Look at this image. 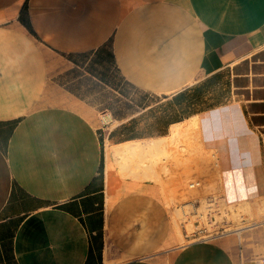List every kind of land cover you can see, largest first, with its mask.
Returning a JSON list of instances; mask_svg holds the SVG:
<instances>
[{
    "label": "crops",
    "instance_id": "crops-1",
    "mask_svg": "<svg viewBox=\"0 0 264 264\" xmlns=\"http://www.w3.org/2000/svg\"><path fill=\"white\" fill-rule=\"evenodd\" d=\"M106 51L142 95L111 129L55 82ZM230 105L263 178L264 0H0V264H264V219L189 239L107 153Z\"/></svg>",
    "mask_w": 264,
    "mask_h": 264
},
{
    "label": "rangeland",
    "instance_id": "rangeland-1",
    "mask_svg": "<svg viewBox=\"0 0 264 264\" xmlns=\"http://www.w3.org/2000/svg\"><path fill=\"white\" fill-rule=\"evenodd\" d=\"M85 57L86 61L90 58L89 55ZM90 64L91 61L88 65ZM88 68L89 67L85 68L88 73L83 70L78 71L77 69V71L73 72L75 74H70V76L68 73L65 74L62 72V68H60V73L55 76V82L64 88L66 86L68 89H71L70 92L72 93V97H74V94L77 98H83V100H86V102L90 103L94 108L96 107L98 120L103 126L109 127V129L119 123V121L115 120L116 118L111 115L112 112L122 116L126 114L128 109L132 112L138 110L136 103L142 101V95L137 91H133L124 78L120 76L109 58L108 51L103 55L102 69H100V65H97V68H99L97 70H99V73H102L103 82L100 80L101 78L99 76H95L96 78L91 76V72ZM147 98L150 101L155 99L152 96H147ZM128 99L134 100L133 103H130L132 105L131 107L127 106L129 102ZM231 107L230 105L221 109ZM202 137H204L203 133L191 129L186 132L182 138L177 139L167 146L162 143V139H157V142L149 147L148 152H145L147 154L132 155L138 150L143 149V147L139 146L136 150L127 152L125 155L127 161L126 159H122L120 174L122 173L121 175L126 179L130 176L131 179L134 178L138 180L140 178L141 180L139 179L138 181H147L143 178L142 174L144 172L142 167L147 163L150 155H154L157 159H161L162 162L169 163L168 167L171 171L169 173L170 180H165L163 182L153 180L150 182L157 185L158 195L168 208L174 211L172 215L176 228L181 232L182 230L186 231L189 235V239L197 237L206 238L217 233L219 229L230 230L263 220L264 177L262 178L261 163L252 137L249 146L256 150V154L253 155L251 163L246 161L242 165H239V163L234 160L224 165V155L220 151L221 146H218V144H216L217 142H209L208 138ZM188 144L189 146H187ZM124 146H126V144L109 147L107 150L108 156L112 159H121L124 156ZM186 147L192 148L195 152L190 151ZM112 148L121 149L119 150L120 156L113 157L109 152ZM166 150L167 152L168 150L172 152L171 156H165L167 155ZM181 154H183V156ZM179 158L184 159V164L181 165V162H178ZM250 158L247 159L250 160ZM225 160L229 162L228 157H226ZM136 165H140V167H136ZM139 168L142 173H139L140 175L137 177L132 175L134 170L138 171ZM234 176L241 184L246 181L245 184L243 183L240 185V187L243 186L242 191L246 190V192H242L240 194L242 197L240 196L238 199H234L237 198L236 196L231 198L229 194L230 188L228 189L230 186L227 187V180ZM248 191L252 193L247 194ZM173 199L179 200L177 203H173L171 202ZM236 200L238 201L236 202ZM169 202L172 203L171 206H169ZM183 202V206H180L179 203L181 204ZM231 203L237 204L234 209V214H237L236 217L231 215L233 213H231L228 208ZM172 207H174V210H172ZM196 207L198 210H196ZM174 216L176 220H174ZM183 240L185 241L186 239L183 238Z\"/></svg>",
    "mask_w": 264,
    "mask_h": 264
},
{
    "label": "bare ground",
    "instance_id": "bare-ground-1",
    "mask_svg": "<svg viewBox=\"0 0 264 264\" xmlns=\"http://www.w3.org/2000/svg\"><path fill=\"white\" fill-rule=\"evenodd\" d=\"M191 129H194L199 133H203L204 137H202V138H206V139L208 138L209 142L210 141L217 142L216 144H218V146H221L220 151L224 155V157H223L224 165L230 163L233 160L237 161L239 163V165L244 164L246 161H249V163H251L253 160V155L256 154V150H254L252 147L249 146L252 135H251V132L249 131L247 121L244 119V117L241 113V110L238 106L215 110L214 112H211L208 114L196 116L193 119H191L190 121H187L186 123L175 124V126L172 128L170 136L167 138L164 137V139H162L163 140L162 143L166 144V146H167L170 143L175 142L177 139L182 138V136L185 135L186 132L190 131ZM156 142L157 141L154 139L150 140L149 146H153ZM132 144H127L125 146V148H123L124 156L121 159H124V160L126 159L125 155L127 154V152L132 151V150H136V148H138L139 146L143 147L142 144H139V143L136 144L135 146ZM146 145L144 144L143 148H149L148 146L146 147ZM187 146H189V144ZM218 146H217V148L219 149ZM186 148H188L190 151H193L192 148H189V147H186ZM119 150H121V149H119ZM119 150H118V148H112V149H110L109 152L111 153V155L113 157H115V156L117 157L120 154ZM193 152H195V151H193ZM171 153L172 152L170 150H168V152L166 150L167 155H165V156H168V155L171 156ZM183 154H181V155L183 156ZM226 157H228L229 162H226V160H225ZM247 158H250V160H248ZM148 160H150V161H148ZM148 160H147V163L142 167L143 168L142 170L144 172L142 175H143L144 179H146L147 181L156 180V181H160V182H163L165 180H170V174L169 173L171 171L168 167L169 163L167 164V162H162L161 159H157L156 157H154V155L153 156L150 155ZM183 160H184L183 158L182 159L179 158L178 162L179 163L181 162L180 164L182 165L185 162V161L183 162ZM126 161H127V159H126ZM167 161H169V160H167ZM136 167H140V165H136ZM139 173L140 174L142 173L140 168L138 169V171L134 170L132 175L137 177L140 175ZM173 177H176V176H173ZM245 182L246 181H244L243 183L245 184ZM242 184L239 183L237 179H235V176L233 178H229L227 180V187L230 186V187H228V189L230 188L229 194L231 195V198L236 196L237 198H234V199H238V197L241 196L240 194L242 192L243 193L246 192V190H244L245 192L242 191L243 186L240 187V185H242ZM251 193L252 192L249 193V191H248L247 194H251ZM232 194H233V196H232ZM242 199H245V198H242ZM178 200L173 199V200H171V202L177 203ZM237 201L238 200H236V202ZM171 202H169V204H170L169 206L172 205ZM186 202L189 203L188 201H186ZM183 204H184V202L181 204L179 203L180 206H183ZM236 206H237V204L231 203L228 207L230 209V212L233 213L231 215H233L235 217L237 216V214H234L235 213L234 209ZM197 207H196V210H198ZM241 208H242V206H241ZM245 209H247V208H245ZM172 210H174V207H172ZM172 212L174 214V211H172ZM238 212H240V211H238ZM204 217H201V218H204ZM195 219H196V217H195ZM174 220H176L175 216H174ZM179 232L181 233V231H179Z\"/></svg>",
    "mask_w": 264,
    "mask_h": 264
}]
</instances>
